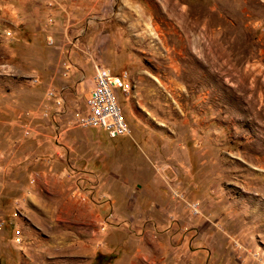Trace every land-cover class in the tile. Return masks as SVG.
Returning <instances> with one entry per match:
<instances>
[{
    "label": "rangeland",
    "instance_id": "374dc122",
    "mask_svg": "<svg viewBox=\"0 0 264 264\" xmlns=\"http://www.w3.org/2000/svg\"><path fill=\"white\" fill-rule=\"evenodd\" d=\"M0 264H264V0H0Z\"/></svg>",
    "mask_w": 264,
    "mask_h": 264
},
{
    "label": "built area",
    "instance_id": "2783aa9c",
    "mask_svg": "<svg viewBox=\"0 0 264 264\" xmlns=\"http://www.w3.org/2000/svg\"><path fill=\"white\" fill-rule=\"evenodd\" d=\"M91 69V85L84 97V110L76 114V124L99 128L109 138L128 135L129 128L117 102L118 96L129 90L127 79L96 63Z\"/></svg>",
    "mask_w": 264,
    "mask_h": 264
},
{
    "label": "crops",
    "instance_id": "0c3cea01",
    "mask_svg": "<svg viewBox=\"0 0 264 264\" xmlns=\"http://www.w3.org/2000/svg\"><path fill=\"white\" fill-rule=\"evenodd\" d=\"M115 138V137H114Z\"/></svg>",
    "mask_w": 264,
    "mask_h": 264
}]
</instances>
